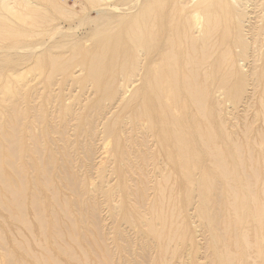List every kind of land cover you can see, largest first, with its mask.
<instances>
[{
    "label": "rangeland",
    "instance_id": "1",
    "mask_svg": "<svg viewBox=\"0 0 264 264\" xmlns=\"http://www.w3.org/2000/svg\"><path fill=\"white\" fill-rule=\"evenodd\" d=\"M56 1L66 11L43 4L48 23L38 19L40 28L0 19V28L16 25L0 29V264H264V0H249L240 29L233 12L210 35L214 20L203 19L208 44L200 27L187 34L194 48L162 30L148 55L127 40L128 21L143 15L150 33L173 16L183 28L184 15L204 16L197 0ZM109 39L106 60L89 70L85 57ZM169 39L181 52L179 65L186 60L184 74L195 73L209 89V118L183 93V108L170 105L165 115L172 128L187 124L196 165L178 160L180 149L165 142L172 129L162 135L143 112L149 97H160L151 80L170 56ZM172 63L167 71L176 69ZM199 127L215 132L211 150L223 153L228 179L218 178Z\"/></svg>",
    "mask_w": 264,
    "mask_h": 264
},
{
    "label": "bare ground",
    "instance_id": "2",
    "mask_svg": "<svg viewBox=\"0 0 264 264\" xmlns=\"http://www.w3.org/2000/svg\"><path fill=\"white\" fill-rule=\"evenodd\" d=\"M59 1V0H58ZM96 2L98 1V0H95ZM104 1V0H103ZM126 1V0H125ZM129 1V0H128ZM138 1V0H137ZM191 1V0H190ZM195 1V0H194ZM253 1V0H252ZM75 2V1H74ZM87 2V1H86ZM92 2H94L93 0L91 1V3ZM100 2V1H99ZM99 2H97V3H99ZM105 2V1H104ZM107 2H109V1H107ZM136 2V1H135ZM264 2V1H263ZM79 3V2H78ZM96 3V4H97ZM100 3H102V1L100 2ZM190 3V2H189ZM46 5V7L49 5V7H51V10L52 9H54V12L55 11H57V10H55V9H58V11L56 12L57 14L59 13V14H63V12H65L64 11V9H59L60 7L58 6V3H57V1L56 0H12V1H10V0H0V15L2 16V17H0V19L1 20H3L4 19V21H7V22H9V20L8 19H6L7 18V16L9 17V15H11V17H13L14 18V22L16 21V22H20L19 24L21 25V23L22 24H25V26H26V28H28L27 27V24H29V25H32V26H34V25H36V27H41L40 25H41V23H40V21L38 20V19H42L41 21H43V19H46L47 20V18H43L44 16L43 15H47L46 13H48V11L49 10H46L43 6L44 5ZM75 4H77V3H75ZM94 4V3H93ZM136 4V3H135ZM163 4V3H162ZM191 4V3H190ZM43 5V6H42ZM64 5V4H63ZM95 5V4H94ZM99 5V4H98ZM166 5H168V4H166ZM136 6V5H135ZM160 6V5H159ZM196 8L198 7V9H201V10H203V12H204V16H202V15H200V13L198 12H194V14L192 15V17H191V19L188 17V16H186V15H184L185 16V18H184V27L183 28H181L178 24H180V22L181 21H177V19H174V22H173V20H172V17H171V20L170 19H168L170 22H168V21H163L164 20V18H163V20H162V23H159L158 25H154V28H153V30L150 32V33H146L145 31H146V28L145 27H147V25L146 26H144V24L143 23H141L140 21H144V20H140L141 18H143L144 19V16L142 15V17L140 18V16H139V19H137V18H135V19H131V20H129L128 22H129V28H128V30H129V32H130V34L128 35V33H127V35L125 34V36L127 37V40L128 41H131L132 42V45H133V49L135 50V51H137V50H139V52H141L142 51V53H143V51H145L144 49H146V53H147V55H148V52H147V50L149 49V43H153V40H154V44L156 43V41H157V38H158V35L161 33V32H163L162 30H167V31H169V33H172L174 36H175V39L176 38H178L179 40L178 41H180V42H182L181 40H184L186 37L189 39V33L191 34V33H193V32H191L193 29L196 31L197 30V28L196 27H200V30H201V33L204 35V39L201 41L202 42V44L203 43H206V44H208V43H210L211 42V38H210V41L208 40L209 39V35H210V32H212V30H213V32H215V29L216 30H218L219 28H220V26H221V22H225V21H222V19H224L225 17H227V16H230V15H232V12H233V14H234V17H235V20H236V25L238 26V28L240 29L241 27H245L244 26V24L245 23H247V20H246V16L248 15V6H249V0H197L196 2H195V5H194ZM163 7V6H162ZM161 7V8H162ZM194 7V8H195ZM250 7V6H249ZM105 8V7H104ZM115 8V7H114ZM113 8V9H114ZM135 8V7H134ZM160 8V9H161ZM185 8V7H184ZM184 8H181L180 10V12H183L184 11ZM211 8H213L214 9V11H209V9H211ZM47 9H48V7H47ZM92 9V8H91ZM112 9V10H113ZM115 9H117V6H116V8ZM114 9V10H115ZM122 9V8H121ZM136 9V8H135ZM134 9V10H135ZM150 9H151V7H150ZM157 9H159V8H157ZM159 9V12L160 13H162V9L160 10ZM250 9V8H249ZM255 9V8H254ZM22 10V11H21ZM61 10H63V12L61 11ZM148 10V9H147ZM165 10V9H164ZM92 11V10H91ZM94 11H95V9H94ZM131 11H133V10H131ZM130 11V12H131ZM152 10H150V12H151ZM167 11V10H166ZM24 12V13H23ZM123 12V11H122ZM129 12V11H128ZM148 12H149V10H148ZM147 12V13H148ZM158 12V11H157ZM165 12V11H164ZM45 13V14H44ZM67 13H68V15L70 14L68 11H67ZM87 13V12H86ZM142 13H143V11H142ZM154 13V12H153ZM170 13V12H169ZM137 14V13H136ZM139 14V13H138ZM137 14V15H138ZM144 14V13H143ZM152 14V13H151ZM150 14V15H151ZM181 14V13H180ZM148 15V14H147ZM159 15V14H158ZM54 16V15H53ZM63 16V15H62ZM86 16L87 15H85V18H86ZM164 16V15H163ZM10 17V18H11ZM147 17V16H146ZM155 17V15L153 16V18L152 19H155L154 18ZM158 17V16H157ZM186 17H188L187 19H186ZM3 18V19H2ZM12 18V19H13ZM148 18H150V17H148ZM159 18H160V16H159ZM264 18V17H263ZM6 19V20H5ZM81 19V18H80ZM147 19V18H146ZM203 19H205L206 20V22L207 23H211L210 21H213L214 20V25H212V26H210V27H212V29H211V31H209L208 33H209V37L207 36V38H205V24L206 25H208L209 26V24H207V23H205V20H203ZM68 20V19H67ZM140 20V21H139ZM149 20V19H148ZM147 20V21H148ZM160 20L161 19H159V22H160ZM179 20V19H178ZM202 20H203V22L205 23L204 25H202L201 24V22H202ZM45 21V20H44ZM44 21L42 22V23H44ZM49 21V20H48ZM82 21H83V19H82ZM81 20H80V23L82 22ZM1 22V21H0ZM45 22H47V21H45ZM146 22V21H145ZM154 22V21H153ZM175 23L173 26H171L172 24L171 23ZM3 23V22H2ZM48 23V22H47ZM54 23V22H53ZM169 23H170V25H169ZM16 24V23H15ZM50 24H51V22H50ZM143 24V25H142ZM146 24H147V22H146ZM151 24V23H150ZM223 24V23H222ZM1 25V24H0ZM4 25H8V26H16V25H14V24H11V25H9V24H2V28H6V29H9L8 28V26H5L4 27ZM43 25V24H42ZM46 25V24H45ZM18 26V25H17ZM22 26V25H21ZM23 27V26H22ZM144 27V28H143ZM150 27H151V25H150ZM2 28H0V29H2ZM12 28V27H11ZM17 28H19V27H17ZM21 28V27H20ZM149 28V27H148ZM208 28V27H207ZM13 29H16V28H13ZM56 29V28H55ZM144 29H145V31H144ZM150 29V28H149ZM152 29V28H151ZM150 29V30H151ZM18 30V29H17ZM16 30V31H17ZM42 30V29H41ZM126 30V29H125ZM70 31V30H69ZM8 32H9V30H8ZM11 32H12V29H11ZM20 32V31H19ZM165 32V31H164ZM40 33H42V32H40ZM10 35H12V37H13V35H14V33H9ZM8 34V36L10 37V35ZM16 34H19L18 33V31H17V33H15V35L14 36H17ZM30 34V33H29ZM33 34V33H32ZM35 34H36V32H35ZM34 34V35H35ZM65 34V33H64ZM165 34V33H164ZM187 34H188V36H187ZM21 35H23V33L22 32H20V36ZM25 35H26V33H25ZM57 35V34H56ZM146 35L148 36V37H146ZM171 35V34H170ZM217 37L218 36H220L219 35V33L217 32ZM19 36V35H18ZM17 36V37H18ZM19 36V37H20ZM26 36H28V35H26ZM30 36H31V34H30ZM119 36V35H118ZM211 36H212V33H211ZM11 37V38H12ZM32 37H33V35H32ZM14 38V37H13ZM30 38V37H29ZM117 38H119V37H117ZM161 36L159 37V39L161 40ZM186 38V40H188ZM193 38V37H192ZM212 38H214V37H212ZM26 39H28L27 37H26ZM163 39V38H162ZM174 39V38H173ZM174 39V40H175ZM194 40H192L191 38L189 39L190 41V46L191 47H195V45H196V42H194V41H196L195 39L196 38H193ZM216 39V38H215ZM5 41H6V39H4ZM3 40V41H4ZM116 40V39H115ZM159 40V42H161ZM50 41V40H49ZM114 40L113 39H109L108 41H107V43L106 44H103V46L102 47H98V49H97V54L96 55H94L93 54V56L92 57H89L88 55L85 57V64H88V66H90L89 67V70L92 68V69H96V67L101 63V62H104L105 60H106V58H107V54L109 53V50H110V45L112 44V42H113ZM169 41V43H170V47H169V49L171 50V48H173L172 47V43L171 42H173V40L171 39V41H170V39L168 40ZM0 42H2L1 40H0ZM118 42H120V40L118 39ZM117 42V43H118ZM218 44H219V47H220V49H221V46H223V43L224 42H221V40L220 39H218ZM46 43V42H45ZM114 43H116V42H114ZM174 43V42H173ZM160 44V43H159ZM215 44V43H214ZM213 44V45H214ZM217 44V43H216ZM215 44V45H216ZM234 44V43H233ZM151 45V44H150ZM158 45V44H157ZM179 45V44H178ZM184 44H180V46H183ZM13 46V45H12ZM237 48L238 49H241V51L243 50L244 51V49H247V40L245 39V38H240V42H238L237 43ZM159 47V46H158ZM215 47V46H214ZM264 47V46H263ZM9 48V47H8ZM64 49V48H63ZM155 48H153L152 50H154ZM157 49V48H156ZM218 49V48H217ZM216 49V50H217ZM132 50V49H131ZM210 50V49H209ZM212 50V49H211ZM210 50V51H211ZM229 50V49H228ZM227 50V52L225 53L224 51V53H222L223 55V57H224V55H225V57H229V56H231V52H229ZM114 51V50H113ZM182 51V50H181ZM208 51V50H207ZM172 52V53H171ZM209 52V51H208ZM133 53H135V52H133ZM156 53V52H155ZM166 53H167V51H166ZM244 53H245V51H244ZM111 54H112V51H111ZM169 54H170V56H166V54L164 55V58H165V62L168 64H170V62H178V67H176V64L174 65L173 63H172V65L176 68V69H174V68H172V67H170V68H172V69H174V70H171V71H167V66H166V63L165 64H163L162 66L160 65V62H159V65H160V67L159 68H157L156 70H154L153 72V75H152V80H151V85H152V87L154 88V89H156V90H158L159 91V95L158 96H160L159 97V99H156L155 97L154 98H152V97H149V99L147 100V102L145 103V105H144V109H143V112H144V114L145 115H150L152 118H153V123H152V127L154 128V129H157V130H159L161 133H162V135H164L167 131H169V130H171L172 129V132L169 134V135H167L166 136V145L167 146H174V147H178L179 149H180V151H181V153H180V155L178 156V160H181V161H185V162H187L186 164H188L189 165V163H191V164H193V165H196V164H200L201 162H200V154H198L197 152H196V150L193 148V143H190L189 141H186V139L187 138H190V137H192L191 136V131L189 130V128H188V126H187V124L186 123H184V121H182V120H179V121H177V123L175 124V126L172 128L171 126H170V124L168 123V121L165 119V115H166V111L168 112L169 110V108L171 107L170 105H172V107H178V108H180V109H182L183 108V104H182V101L180 102L179 100H178V98H179V93H183L184 95H185V98H186V100L189 102V103H191V104H193L195 107H196V109H197V111H198V113H199V116L200 117H202V118H209L212 114H211V110H210V107H209V89L206 87V86H202V85H197V83H196V81L199 79H194L193 77H195L196 75H195V73L192 75H185L184 74V72H185V62H186V60H185V62H184V65L182 64V66H180L179 65V61H180V58H181V52L178 50V48H177V51L175 50L174 52L171 50L170 52H169ZM189 54V53H188ZM207 54L208 53H205V55L207 56ZM142 55V54H141ZM227 55V56H226ZM241 55V54H240ZM131 56L135 59V57H134V55L133 54H131ZM208 56H209V54H208ZM167 57V58H166ZM221 57L222 59H224V61L226 60V58L224 57ZM129 58H130V56H129ZM150 58V57H149ZM152 59V58H151ZM186 59V58H185ZM228 59V58H227ZM188 60V59H187ZM238 60H239V58H238ZM227 61V60H226ZM263 61H264V59H263ZM193 62V61H192ZM132 63V62H131ZM233 63V62H232ZM256 63V62H255ZM258 63V62H257ZM190 64V63H189ZM192 64V63H191ZM196 64V62L194 61V63H193V66ZM153 65V64H152ZM234 65V63L232 64V66ZM131 66H132V64H131ZM230 67V69L231 68H233V67ZM255 66H257V65H255ZM69 67V66H68ZM169 68V67H168ZM169 68V69H170ZM187 68V67H186ZM152 69H154V67L152 68ZM168 69V70H169ZM135 70V69H134ZM149 70H151V69H149ZM187 70V69H186ZM189 70V69H188ZM195 71H196V69H194ZM66 71V70H65ZM191 71V70H190ZM89 72V71H88ZM91 72V71H90ZM89 72V73H90ZM179 73H182V77L179 75ZM188 73V72H187ZM127 74V73H126ZM189 74V73H188ZM195 75V76H194ZM89 76H90V78H92V80L94 79V80H96V81H98L99 80V76L97 75V73L96 72H91L90 74H89ZM181 78H180V77ZM193 76V77H192ZM195 78H197V77H195ZM256 79V78H255ZM264 78H263V76L262 75H260L259 77H258V81H259V83L260 84H263L264 83ZM148 82V81H147ZM149 82H150V80H149ZM198 82H199V80H198ZM201 82V81H200ZM205 82H207V81H204L203 83H205ZM204 85V84H203ZM206 85V84H205ZM148 87H149V85H148ZM111 89V88H110ZM149 90V89H148ZM155 92V91H154ZM153 95V94H152ZM149 96V95H148ZM157 96V97H158ZM168 99H171L170 101L171 102H173V104H170L169 102H167L168 101ZM169 103V105L167 104V103ZM142 109V108H141ZM201 129V127H199L197 130H196V133L198 134H200L201 133V135L199 136V139L198 140H200V143L206 148V150H207V155L208 154H212V157L214 158V161L217 163V165H218V168H219V174H218V176H220V177H218L219 179L220 178H222L223 180H226V179H228L229 177H228V172L229 171H227L226 169H225V167H223V165H222V161H223V156L224 155H221V154H223V153H217V152H215L216 150H211V146H212V143L210 144V141L212 142V140H214V139H210L211 137H213V134H215V132L213 131V129L212 130H210V128L208 129V131L206 132V130H205V132H204V130L202 131V129ZM204 133V134H203ZM208 134V135H207ZM188 135V136H187ZM187 144H189V147H187ZM16 145V144H15ZM203 147V148H204ZM178 148H176V149H178ZM212 149H213V147H212ZM168 151H169V149H167ZM211 150V151H210ZM189 152V154H187L186 152ZM210 153H209V152ZM205 155V154H204ZM235 155V154H234ZM211 156V155H210ZM213 161V160H212ZM175 162V161H174ZM224 162V161H223ZM214 163V162H213ZM225 165H227L226 164V162H225ZM224 165V166H225ZM216 166V165H215ZM199 167H200V165H199ZM231 173H232V171H231ZM205 174V173H204ZM214 175H215V173H213ZM231 175V174H230ZM216 176V175H215ZM207 177V176H206ZM228 177V178H227ZM209 178V177H208ZM244 179V178H243ZM207 179H205L204 180V186L206 187V188H209V186H207V184H205L206 182H208L209 181V179H208V181H206ZM214 180V179H213ZM221 180V179H220ZM212 181V180H211ZM210 181V182H211ZM234 181H235V179H234ZM238 181V180H237ZM209 182V183H210ZM214 182V181H213ZM216 182H217V180H216ZM227 183H228V185L230 184L228 181H226ZM209 183H208V185H209ZM212 183V182H211ZM210 183V186L211 185H213V184H211ZM215 183V182H214ZM4 184V183H3ZM226 184V183H225ZM235 184V183H234ZM4 186H5V190L8 192V193H10L12 196H17L18 197V195H19V193H18V189H16L15 190V188L12 186V184H8V183H5L4 184ZM231 186V185H230ZM229 186V187H230ZM226 185H225V192H226ZM249 189V188H248ZM208 191H209V189H207ZM206 191V190H205ZM207 192V191H206ZM212 193V192H211ZM21 195V194H20ZM256 200V199H255ZM235 202V201H234ZM254 202H257V200L256 201H254ZM19 207H20V205H18ZM21 208V207H20ZM237 209V208H236ZM259 211H260V208L258 209V210H256L254 213H256V215L258 214V216H259V218H261L260 217V215L259 214H262L261 212L259 213ZM258 216H255V217H257L258 218ZM262 216V215H261ZM259 221H261V219L259 220ZM154 230V229H153ZM227 256V255H226ZM232 257V256H231ZM228 259V258H227ZM230 260H232V259H230ZM229 261V260H228ZM228 261H227V263H228ZM225 262H226V260H225Z\"/></svg>",
    "mask_w": 264,
    "mask_h": 264
}]
</instances>
